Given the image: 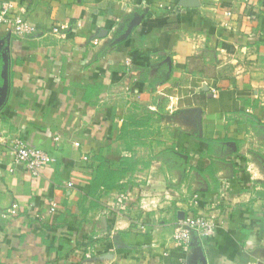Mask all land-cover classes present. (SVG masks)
I'll return each instance as SVG.
<instances>
[{
  "label": "crops",
  "instance_id": "1",
  "mask_svg": "<svg viewBox=\"0 0 264 264\" xmlns=\"http://www.w3.org/2000/svg\"><path fill=\"white\" fill-rule=\"evenodd\" d=\"M13 2L40 32L0 27V135L56 161L34 177L0 143V264H264V0ZM198 213L220 225L186 252Z\"/></svg>",
  "mask_w": 264,
  "mask_h": 264
},
{
  "label": "built area",
  "instance_id": "2",
  "mask_svg": "<svg viewBox=\"0 0 264 264\" xmlns=\"http://www.w3.org/2000/svg\"><path fill=\"white\" fill-rule=\"evenodd\" d=\"M250 1V0H245ZM231 12L228 11V14ZM25 10L16 11L13 0H0V27H4L7 31V35L12 38H35L40 32L38 26L31 22L25 15ZM250 18H254L255 14L251 11ZM68 24H63L60 26H55L52 29L54 34L63 35L64 31L68 28ZM127 67H133V58L127 57L125 61ZM212 95L214 97L218 96V90L212 89ZM172 100V98H171ZM261 105L264 106V93L260 98ZM175 106L173 104L169 105V110L174 111ZM2 114L0 113V119ZM6 134V135H5ZM58 139V137L56 138ZM0 143L6 145L9 155L12 157L13 165L23 166L32 176L38 177L41 175V170L44 165L53 163L56 158L49 154L47 151L31 146L28 142L19 136H10L7 133L2 132L0 135ZM76 146H79V142H75ZM84 159H88L84 156ZM148 184L153 183L152 178H148ZM68 188H74V183L69 181L67 183ZM130 195V191H123L120 193L118 198V205L120 209L126 208V201ZM148 196V195H146ZM164 197L166 200L170 199L171 193L169 189L164 191ZM147 198V197H146ZM154 203V202H152ZM149 206L147 200H141V207L146 209ZM58 204L52 201L45 214L37 215L39 220L44 221L47 217L57 213ZM18 213L17 203H13L6 210L0 212V217L10 218ZM220 222L206 216L202 213L198 214H188L177 218L174 232L173 240L178 243L183 250L186 252H191L195 247L202 241L214 236L219 228ZM95 247L89 249L85 254V259L87 262L95 261ZM186 264V263H183Z\"/></svg>",
  "mask_w": 264,
  "mask_h": 264
},
{
  "label": "trees",
  "instance_id": "3",
  "mask_svg": "<svg viewBox=\"0 0 264 264\" xmlns=\"http://www.w3.org/2000/svg\"><path fill=\"white\" fill-rule=\"evenodd\" d=\"M5 64L6 63H5L4 57L0 54V86L4 82V78L2 76V71L5 68ZM122 175H124V174L121 173V174L116 175V174H111V173H108V174L102 173V174H100V177H98V179H100L101 183H104L105 185L112 186L115 184V182L118 180V178L122 177Z\"/></svg>",
  "mask_w": 264,
  "mask_h": 264
},
{
  "label": "water",
  "instance_id": "4",
  "mask_svg": "<svg viewBox=\"0 0 264 264\" xmlns=\"http://www.w3.org/2000/svg\"><path fill=\"white\" fill-rule=\"evenodd\" d=\"M5 67H6V64H5ZM4 76H5V74H4ZM5 78V77H4Z\"/></svg>",
  "mask_w": 264,
  "mask_h": 264
}]
</instances>
